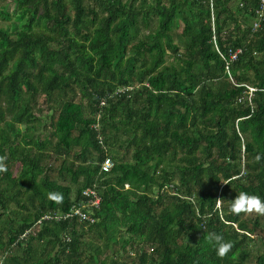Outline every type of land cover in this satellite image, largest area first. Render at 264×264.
<instances>
[{"label":"trees","instance_id":"obj_1","mask_svg":"<svg viewBox=\"0 0 264 264\" xmlns=\"http://www.w3.org/2000/svg\"><path fill=\"white\" fill-rule=\"evenodd\" d=\"M256 1L3 6L0 264H264V219L229 210L240 191L264 200V19L249 35ZM230 49L241 52L226 69ZM106 156L113 166L103 172ZM74 204L95 221L43 220L20 237ZM210 232L232 243L227 256Z\"/></svg>","mask_w":264,"mask_h":264},{"label":"built area","instance_id":"obj_2","mask_svg":"<svg viewBox=\"0 0 264 264\" xmlns=\"http://www.w3.org/2000/svg\"><path fill=\"white\" fill-rule=\"evenodd\" d=\"M240 6H242V3L240 2ZM252 15H253V20H252V24L251 27L249 29V35H250V40L254 41L256 39V33L259 30L261 23L264 19V0H257L256 1V5L254 6V8L251 10ZM213 43H214V47L215 49L218 51L217 47H216V43H215V36H213ZM241 50L240 49H235L229 50V59L226 60V69H228V64L229 61H233L236 59L238 53H240ZM130 88V87H128ZM249 88V93L250 95L252 94V91L256 90L253 87H248ZM123 91V88H118L114 93H118ZM105 104V99H102L100 101V105H104ZM99 118V115H97V119ZM94 127L96 128L97 126L94 125ZM99 142H101V138H98ZM113 166V161L109 156H106L102 163H101V170L103 172H108L112 169ZM128 185L126 184V187ZM82 194L84 196L87 197V204L91 207H98L100 204V196L98 195L97 191L93 188H86L82 191ZM85 207L84 204H74L72 205L67 211L65 212H57V211H51L48 212L46 214H43L39 219H37L34 223V225L25 231V233L22 235V237L26 236L29 232H33V227L36 224H40L43 220H59L61 218L63 219H67V218H71L73 216L78 217L79 219L82 220H88L89 222H94L95 219L89 215L88 213L82 211V208Z\"/></svg>","mask_w":264,"mask_h":264},{"label":"clouds","instance_id":"obj_3","mask_svg":"<svg viewBox=\"0 0 264 264\" xmlns=\"http://www.w3.org/2000/svg\"><path fill=\"white\" fill-rule=\"evenodd\" d=\"M255 159L257 162H259V160L261 159V156L257 155ZM6 160H7L6 156H0V173L7 171V166L5 163ZM46 195H47V198L53 201L54 203L59 204V203H62L63 201V194L60 192L49 191L47 192ZM221 203H222V199H217V205L220 206ZM229 210L231 213L235 215H240L241 213H245V214L255 213L257 215L264 216V200H262L257 195L249 194L245 191H240L239 193H237L236 197L233 200H231ZM31 234H34V233H31ZM22 235L20 236L21 238L27 239L28 234L24 237H22ZM66 238L68 239L67 236ZM205 239L209 243L214 245L217 256L221 258L227 256L228 253L232 250V247H233L232 243L230 241H225L224 238L217 233L210 232L206 235Z\"/></svg>","mask_w":264,"mask_h":264},{"label":"rangeland","instance_id":"obj_4","mask_svg":"<svg viewBox=\"0 0 264 264\" xmlns=\"http://www.w3.org/2000/svg\"><path fill=\"white\" fill-rule=\"evenodd\" d=\"M238 2V1H237ZM7 5V10L11 13H14V3L13 0H0V11L2 10L3 6ZM8 21H4L1 17H0V26H4ZM182 29L181 27H178L176 29L175 32V36H177L176 34L181 32ZM40 108L42 109V116L44 117L45 115H47L46 121H49V115L51 113V111L48 109V104L46 103V101L43 100L42 96L38 97V105L36 106V109ZM53 162V161H52ZM245 214V213H244ZM255 213L252 214H245L246 217H252L254 216ZM262 218L264 219V216H262ZM91 242H94L96 244H98L101 248H102V241H100V239L95 235L92 237Z\"/></svg>","mask_w":264,"mask_h":264}]
</instances>
